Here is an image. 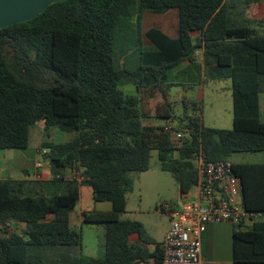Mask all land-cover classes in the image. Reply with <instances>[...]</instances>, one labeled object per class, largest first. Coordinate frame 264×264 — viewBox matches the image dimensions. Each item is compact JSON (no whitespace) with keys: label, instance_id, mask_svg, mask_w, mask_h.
Returning a JSON list of instances; mask_svg holds the SVG:
<instances>
[{"label":"trees","instance_id":"trees-1","mask_svg":"<svg viewBox=\"0 0 264 264\" xmlns=\"http://www.w3.org/2000/svg\"><path fill=\"white\" fill-rule=\"evenodd\" d=\"M262 1L62 0L30 21L0 29V150H26L41 121L47 132L75 133L44 144L49 179L0 178V264H162L163 243L142 222L121 218L131 174L147 171L156 151L185 201L198 181L200 156L231 161L236 153H264V30L256 27L263 21L247 17ZM172 9L178 11V36L149 29L144 36L150 44L140 41L138 59L128 66L116 49L118 32L144 11ZM199 50L201 84L229 83L231 129L204 124L197 101L183 100V114L174 113L176 84L168 82L169 72L194 62ZM126 82L134 91L121 88ZM158 96L162 103L153 118L174 117L182 138L173 139L167 125L145 124ZM231 162L246 208L264 211V162ZM84 184L95 201L112 204L110 211L82 212L83 223L104 229L103 257L81 255L82 232L71 224ZM233 257L264 264V220L234 230Z\"/></svg>","mask_w":264,"mask_h":264},{"label":"rangeland","instance_id":"rangeland-1","mask_svg":"<svg viewBox=\"0 0 264 264\" xmlns=\"http://www.w3.org/2000/svg\"><path fill=\"white\" fill-rule=\"evenodd\" d=\"M148 13L156 14L150 11H144L140 20L138 17L133 18L129 26H124L117 35L116 49L119 55H124L127 65H130L132 59H138L137 49L139 45L146 44L144 36V28L147 24L146 15ZM173 26L178 25L177 9L168 12L167 17L158 15ZM151 24H156L154 21ZM139 27V28H138ZM141 33L142 40L139 39ZM141 41V42H140ZM171 75V74H170ZM183 74H179L174 80L182 82ZM228 82H222L220 85H207L205 89V109L204 116L206 122H215L216 127L222 129H231L233 125V105L231 101ZM126 91H134L133 85L128 82L121 86ZM199 93V92H198ZM228 93V96H227ZM189 97L193 93L185 91L181 86L173 87L174 95V113L178 116L183 114V101L179 100V95ZM162 103L161 97L151 101L149 114L152 117L145 121V124L167 125L177 127V120L172 118L156 117L157 107ZM75 133H69L58 129L51 128L48 132L44 129V122L37 123L31 129V138L29 147L26 150L6 149L0 150V167L6 166V169L0 170V175L7 177L11 169L18 167H27L30 171L34 170L36 164L34 158L36 155L35 147L40 145L41 141H49L54 143H62L74 137ZM42 148V147H41ZM32 153V155H31ZM44 155V153H43ZM262 153H236L231 157V161H254L258 160ZM45 157V156H43ZM45 159V158H43ZM14 175V174H13ZM12 175V176H13ZM71 176L72 173H69ZM134 183L131 191L127 194V204L124 212L121 213L122 219L136 220L143 223L147 233L151 235L155 241H160L161 236L168 224V217L161 210L162 203H179L181 201L179 194V186L171 173L161 170L159 166L157 152H152L150 168L144 172L131 174ZM195 188L193 187L190 194L184 200L193 198ZM112 204L109 201H95L90 186L84 184L81 187L80 200L74 211L71 213V224L77 230L82 232L81 255L84 257H103L104 256V229L94 224H85L82 222V211H110ZM17 229L16 226H14Z\"/></svg>","mask_w":264,"mask_h":264},{"label":"built area","instance_id":"built-area-1","mask_svg":"<svg viewBox=\"0 0 264 264\" xmlns=\"http://www.w3.org/2000/svg\"><path fill=\"white\" fill-rule=\"evenodd\" d=\"M166 131L173 139L183 137L173 126ZM194 188L193 198L160 206L171 218L162 264H202V235L210 223H229L233 230L241 231L264 220V211L246 208L242 181L233 173L230 160L208 161L200 156Z\"/></svg>","mask_w":264,"mask_h":264},{"label":"crops","instance_id":"crops-1","mask_svg":"<svg viewBox=\"0 0 264 264\" xmlns=\"http://www.w3.org/2000/svg\"><path fill=\"white\" fill-rule=\"evenodd\" d=\"M167 14L168 13L163 14L164 18L167 17ZM158 15H162V14L148 13L146 15L147 24L144 28V32H147L149 29L156 27L162 30L168 36L172 38H176L178 36V25L173 23V26H169L168 23L166 22L168 20L165 21L163 17H160ZM177 15H178V11H177ZM247 17L251 18L252 20H262L263 21L262 26L256 25V27L259 28L260 30H264V1L252 5L247 10ZM153 21L156 24H151L153 23ZM194 35L198 36L199 33L195 32ZM145 41L147 45L150 44L147 39ZM179 74H183L182 82H177L174 80ZM202 77H203L202 51L199 50L197 51L196 60L194 62L186 60L169 72L168 82L181 86L182 88H183L182 85H185L186 86L185 91L191 92L193 94L190 95L189 97H187L186 94L179 95L178 96L179 100L199 102L200 107H201L202 121L204 122V124L212 126V127H216L215 122L210 121L208 124L205 120V116H204V109L206 106L205 105V89L207 85L201 84ZM188 85H193L194 86L193 89L188 87ZM211 85H215V84H211ZM216 85H220V84H216ZM225 85H228V84H225ZM173 87L171 91H172V98L174 99ZM224 88L230 90L227 86ZM227 96H228V93H227ZM229 96L231 97V101H232V96L231 95ZM261 104L264 110V95L262 97ZM232 105H233V102H232ZM216 128H219V127H216ZM45 143H47V141H41L40 145H37L35 147L36 155L34 157L31 153L32 158H34L36 162L33 171H30V169L27 167H18V168L11 169V172L9 173V175H7V177H3V175H0V178L4 179V178L10 177V178H16V179H33V180L34 179H49L51 177L50 165H49L48 160L45 157H43L44 156L43 153H45L48 150L43 147ZM236 162L262 163L264 162V153H262V155L260 156L258 160L244 161V162L236 161ZM6 168H7V165L6 166L4 165L3 167L2 166L0 167V170L2 169L4 170ZM181 202L182 201H180L179 203H173V202H170V203L177 205V204H180ZM164 213L167 215L169 222L161 236V240L157 241V242H162V243H164V238H165L166 232L168 231L170 227V221H171L169 214L167 212H164ZM233 233H234L233 227L229 223L223 222V223L208 224L207 229L202 235V264H260V263L237 262L234 260ZM131 240L137 241L138 236L132 235ZM147 247L150 251H153L155 248L153 244H148ZM148 264H153V259H150Z\"/></svg>","mask_w":264,"mask_h":264},{"label":"water","instance_id":"water-1","mask_svg":"<svg viewBox=\"0 0 264 264\" xmlns=\"http://www.w3.org/2000/svg\"><path fill=\"white\" fill-rule=\"evenodd\" d=\"M62 0H0V29L32 20Z\"/></svg>","mask_w":264,"mask_h":264}]
</instances>
